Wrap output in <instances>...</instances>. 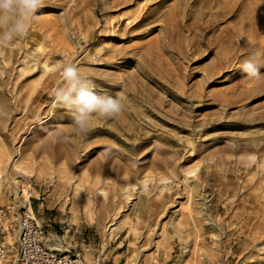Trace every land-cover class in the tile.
I'll list each match as a JSON object with an SVG mask.
<instances>
[{"label":"rangeland","instance_id":"rangeland-1","mask_svg":"<svg viewBox=\"0 0 264 264\" xmlns=\"http://www.w3.org/2000/svg\"><path fill=\"white\" fill-rule=\"evenodd\" d=\"M36 16L0 46V205L83 264H264V67L241 69L264 54V0H45ZM68 63L124 105L83 135L53 95Z\"/></svg>","mask_w":264,"mask_h":264},{"label":"clouds","instance_id":"clouds-1","mask_svg":"<svg viewBox=\"0 0 264 264\" xmlns=\"http://www.w3.org/2000/svg\"><path fill=\"white\" fill-rule=\"evenodd\" d=\"M45 6V0H0V46H7L28 35L31 25L37 19V12ZM264 54L252 52L241 69L247 78H261L260 59ZM63 82L54 90L56 103L70 114L74 130L86 134L94 118H109L123 111L122 99L95 90L93 81L73 63L62 68Z\"/></svg>","mask_w":264,"mask_h":264},{"label":"built area","instance_id":"built-area-1","mask_svg":"<svg viewBox=\"0 0 264 264\" xmlns=\"http://www.w3.org/2000/svg\"><path fill=\"white\" fill-rule=\"evenodd\" d=\"M15 236L14 264H83L81 258L70 252H60L49 245L47 231L29 211L13 212L0 205V261L8 264L7 254L14 248L8 242Z\"/></svg>","mask_w":264,"mask_h":264},{"label":"bare ground","instance_id":"bare-ground-1","mask_svg":"<svg viewBox=\"0 0 264 264\" xmlns=\"http://www.w3.org/2000/svg\"><path fill=\"white\" fill-rule=\"evenodd\" d=\"M136 2V1H135ZM157 3V2H156ZM187 3V2H186ZM152 4H154V2L152 3ZM151 4V5H152ZM239 5H241V4H239ZM260 5V4H259ZM261 6V5H260ZM144 7V8H143ZM242 7V6H241ZM155 8V7H154ZM243 8V7H242ZM142 10H144L145 12H143L144 14H145V16H147L148 14H149V4L147 3H145V5L144 6H142V8H141ZM250 9V8H249ZM236 10V9H235ZM141 11V10H140ZM165 11V10H164ZM139 12V11H138ZM141 13V12H140ZM142 13V15H140L139 13V15L140 16H137V18H136V21L133 23V24H137L139 21H141V20H143V18L145 17L144 16V14ZM155 13V12H154ZM164 13H166V12H163V14ZM150 15V14H149ZM133 21V20H132ZM262 21V20H261ZM262 24H264V23H262ZM134 26V25H133ZM257 26V25H256ZM260 27V26H259ZM262 27H264V26H262ZM255 28V27H254ZM151 30V29H150ZM137 117V116H136ZM140 124V123H139ZM125 156V155H124ZM116 170H119V167H117V168H115ZM24 190V189H23ZM30 210L32 211V209L30 208ZM51 247L53 248V249H55V250H58V251H60V252H66L67 250H68V248H67V246L65 247L64 246V244L62 243V241L60 240V239H55V242H54V244L53 245H51ZM88 264H95L93 261H91V260H89L88 261Z\"/></svg>","mask_w":264,"mask_h":264}]
</instances>
